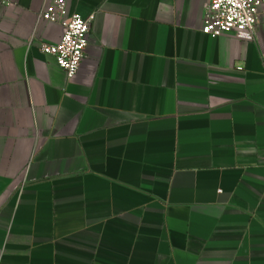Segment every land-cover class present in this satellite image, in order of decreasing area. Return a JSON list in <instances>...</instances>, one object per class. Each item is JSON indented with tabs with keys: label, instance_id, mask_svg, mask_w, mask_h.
<instances>
[{
	"label": "crops",
	"instance_id": "obj_1",
	"mask_svg": "<svg viewBox=\"0 0 264 264\" xmlns=\"http://www.w3.org/2000/svg\"><path fill=\"white\" fill-rule=\"evenodd\" d=\"M51 1L0 0V264H264V5L244 41L207 0H66L70 79Z\"/></svg>",
	"mask_w": 264,
	"mask_h": 264
},
{
	"label": "built area",
	"instance_id": "obj_2",
	"mask_svg": "<svg viewBox=\"0 0 264 264\" xmlns=\"http://www.w3.org/2000/svg\"><path fill=\"white\" fill-rule=\"evenodd\" d=\"M263 5L264 0H207L203 32L215 38L231 34L240 40L254 41ZM39 18L65 27L60 41L45 42L41 50L56 58L68 78L75 77L91 42L95 14L68 16L67 1L53 0L46 3Z\"/></svg>",
	"mask_w": 264,
	"mask_h": 264
}]
</instances>
